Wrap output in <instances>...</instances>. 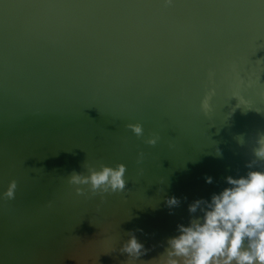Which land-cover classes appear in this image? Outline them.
Here are the masks:
<instances>
[{
    "label": "water",
    "instance_id": "obj_1",
    "mask_svg": "<svg viewBox=\"0 0 264 264\" xmlns=\"http://www.w3.org/2000/svg\"><path fill=\"white\" fill-rule=\"evenodd\" d=\"M233 64L245 80L264 69V0H0V194L18 185L0 199V264H127L130 232L149 249L136 264L163 253L189 224L188 205L254 158L264 72L242 90L262 113L229 118ZM212 88L209 117L200 105ZM153 133L157 144L144 143ZM85 161L127 168L126 191L105 194L99 211V196L67 184ZM172 196L180 204L169 209Z\"/></svg>",
    "mask_w": 264,
    "mask_h": 264
},
{
    "label": "clouds",
    "instance_id": "obj_2",
    "mask_svg": "<svg viewBox=\"0 0 264 264\" xmlns=\"http://www.w3.org/2000/svg\"><path fill=\"white\" fill-rule=\"evenodd\" d=\"M166 5H172L173 0H164ZM260 72H264L261 69ZM260 72L253 71L247 75V79L240 75L235 64L231 65L232 99L237 103L232 108L229 118L237 109L255 110L252 101L245 99L242 90L256 86L261 78ZM215 72H208V81L214 83ZM216 94L215 88L206 92L201 101V111L205 116H211L213 108L211 100ZM264 95V93H262ZM128 129L139 139L144 136V129L140 123L126 125ZM160 136L151 134L144 143L155 146ZM238 144L244 146L246 141L243 134L235 137ZM174 147V145H169ZM253 159L246 167L249 169L245 175L234 178H225L228 187L218 194L214 193L210 201L196 199L188 205V212L192 215L187 226L177 225L178 235L168 238L167 247L158 257L150 261H140V264H264V170H253L259 161H264V131H257L255 146L252 148ZM216 155L222 156L219 148ZM145 153H137L136 163L142 165ZM84 172L73 170L67 176V184L74 187L78 196L86 194L91 197H100L96 205L100 210L106 201L105 194L124 193L127 181L125 174L126 165L117 163L115 167L103 162H83ZM34 171H42L34 169ZM144 169L139 167L138 176H143ZM206 183L211 184L213 178L205 177ZM17 181H9L6 190L0 194V199L5 201L15 199ZM185 199H187L185 197ZM126 202V197H125ZM169 209L179 206L180 200L175 196L165 200ZM48 208L53 207V201H49ZM199 210L202 215L195 216ZM171 214V212H170ZM142 231V230H140ZM129 239L120 248L121 253L128 255L127 264H136V261L146 255L149 249L138 241L134 233H128ZM106 242L111 243V237ZM115 251V248L113 249Z\"/></svg>",
    "mask_w": 264,
    "mask_h": 264
}]
</instances>
